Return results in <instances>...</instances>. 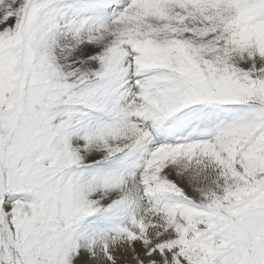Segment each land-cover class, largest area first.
I'll use <instances>...</instances> for the list:
<instances>
[{"label": "snow or ice", "instance_id": "1", "mask_svg": "<svg viewBox=\"0 0 264 264\" xmlns=\"http://www.w3.org/2000/svg\"><path fill=\"white\" fill-rule=\"evenodd\" d=\"M0 264H264V0H0Z\"/></svg>", "mask_w": 264, "mask_h": 264}]
</instances>
